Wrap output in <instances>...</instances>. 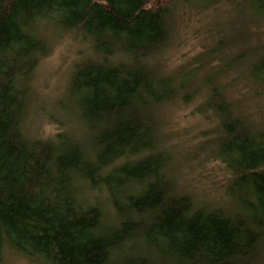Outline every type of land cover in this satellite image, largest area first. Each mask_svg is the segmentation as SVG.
<instances>
[{"label":"trees","instance_id":"trees-1","mask_svg":"<svg viewBox=\"0 0 264 264\" xmlns=\"http://www.w3.org/2000/svg\"><path fill=\"white\" fill-rule=\"evenodd\" d=\"M199 1L220 0H0V248L8 241L51 264H264V115L244 117L204 88L228 170L223 204L197 202L169 171L158 112L188 81L153 60L178 5ZM243 1L244 33L217 31L221 63L262 86L264 0ZM41 22L90 44L57 99L62 113L49 112L62 129L53 138L27 128V74L51 50Z\"/></svg>","mask_w":264,"mask_h":264},{"label":"rangeland","instance_id":"rangeland-1","mask_svg":"<svg viewBox=\"0 0 264 264\" xmlns=\"http://www.w3.org/2000/svg\"><path fill=\"white\" fill-rule=\"evenodd\" d=\"M207 2L178 5L179 9L171 18V40L157 61L153 60V65L162 74L177 80L185 76L188 81L182 90V100H176L158 112L160 131L170 154H167L169 171L179 190L192 194L199 203L220 205L222 200H228V170L215 156L217 122L212 117L206 119L204 116L207 115L202 112L207 108L204 88L217 87L228 100L236 102L242 116L259 119L264 115V97L257 95L264 94V85L254 84L252 80L243 81L239 66L222 65L224 55L219 54L224 41L220 43L218 29L231 30L232 38L236 40V36L238 38L245 31L239 27L238 16L242 9L250 12L249 2L220 0L212 5ZM261 27L264 40V24ZM36 33L49 43L51 50L27 74L30 94L27 128L31 138H53L62 129L52 121L49 112L55 107L62 113L57 99L65 95L72 66L82 58L90 44L76 41L73 34L62 32L47 22L37 25ZM247 56L251 58L250 52ZM231 59L232 56H226L227 64ZM261 123L264 127V119ZM100 201L110 213L106 197L100 196ZM7 242L3 241L0 248V264H51L42 257L19 251Z\"/></svg>","mask_w":264,"mask_h":264}]
</instances>
